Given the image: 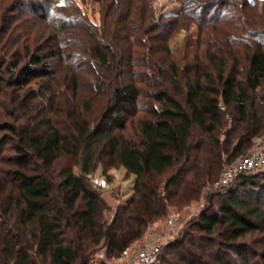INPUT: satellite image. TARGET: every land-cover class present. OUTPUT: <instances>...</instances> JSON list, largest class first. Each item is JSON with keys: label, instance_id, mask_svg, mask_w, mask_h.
<instances>
[{"label": "trees", "instance_id": "16d2710c", "mask_svg": "<svg viewBox=\"0 0 264 264\" xmlns=\"http://www.w3.org/2000/svg\"><path fill=\"white\" fill-rule=\"evenodd\" d=\"M234 1L180 0L173 24H179L183 15L184 19L191 16L199 25L205 24L211 8L218 6L222 14L211 21L218 39L216 23L231 21V12L223 8L240 5ZM128 2V13L134 20L125 21V30L133 26L147 33L143 23L154 19L153 12L145 5H135L137 0ZM31 3L37 12L46 9L41 1ZM240 3L245 5L247 1ZM235 23L229 22V29L243 30V36L231 32V39L224 40L225 51L221 45L217 51L207 49V63L196 56L194 68L183 73L184 83L178 79L175 63L173 71L167 73L162 61L148 60L159 77H169L171 84L150 92L158 105L151 108V118L138 119L133 136L123 131L141 95L135 77L114 83L94 125L76 119L72 131L64 133L54 125L42 132H20L17 125L5 124L20 140L14 159L16 197L6 206V213H1L8 226L9 211L16 209V216L0 244V264H89L97 245L105 246L109 255H121L144 236L150 223L168 213L176 199H197L227 162L251 149L254 138L264 133V20L248 23L247 29L243 23ZM68 24L67 20L60 22L64 29ZM251 24H258L263 31L254 30ZM163 47L168 50L167 44ZM242 47L247 68L244 78H238ZM148 49L151 56L157 53L151 45ZM94 52L106 66L116 57L100 45ZM221 53L223 56H219ZM59 54L57 42L46 54H33L20 69L21 79L28 82L52 75L55 67L51 59ZM127 60L131 68L139 63L132 60L131 52ZM2 90L0 83V94ZM64 154L75 158L81 172L66 170L54 194L50 179L30 172L31 163L40 159L50 168ZM100 163L122 165L136 177L133 193L118 203L111 220L105 215L107 201L89 182ZM218 195L217 201L210 200L195 218L198 234L174 238L169 244V248L184 247L178 258L181 264H236L238 260L249 264L253 242L244 237L264 231V170L240 174Z\"/></svg>", "mask_w": 264, "mask_h": 264}, {"label": "rangeland", "instance_id": "374dc122", "mask_svg": "<svg viewBox=\"0 0 264 264\" xmlns=\"http://www.w3.org/2000/svg\"><path fill=\"white\" fill-rule=\"evenodd\" d=\"M34 1H41L46 9L35 11L31 3ZM240 1H234L240 4L236 7L223 8L224 12H231L229 22L243 23L247 29L248 23L264 20V0H244L247 1L245 5H241ZM135 5H145L144 8L153 12L154 19L143 23L147 33L133 26L125 30V21L134 20L133 14L130 16L128 13V0H0V83L3 89L0 94V244L8 234L6 227H12L16 216V209L9 211V226L3 223L5 216L2 214L6 213V206L16 197L17 165L14 159L20 140L18 135L5 128L6 123L17 125L20 132L32 129L42 132L54 125L62 132L70 133L76 119L94 125L110 98L114 83L118 79L128 81L135 77L141 95L137 109L129 115L128 127L123 131L128 137L133 136L138 119L151 118V108L158 105L150 92L161 85L171 84L169 77H159L156 67L148 62L150 58L162 61L167 73L173 71L172 64L175 63L178 79L184 83L183 73L194 68L196 56L207 63V49L217 51L221 45L225 51L224 40L231 39L234 34L243 36V30H230L231 24L220 20L216 23L219 37L215 39L211 21L213 16L221 13L218 6H213L207 14V22L199 25L193 17L186 16L184 19V15L179 24H173L177 20L174 16L181 7L180 0H137ZM63 20L69 23L65 29L60 25ZM183 23L184 28L181 27ZM251 25L254 30L263 31L258 24ZM125 36L128 42L124 40ZM135 40H139L140 44L134 43ZM55 42L60 47V54L51 59L55 72L50 76L30 78L28 82L24 81L25 78L21 79L20 69L31 56L46 54ZM166 44L168 50L163 47ZM96 45H100L103 51L115 53L113 59L109 55V66L102 65L95 57ZM149 45L157 51L154 56L148 51ZM243 51L244 48H240L243 64L237 67L240 71L238 78H244L247 68ZM130 52L132 60L139 62L132 68L127 60ZM219 56H223L222 53ZM75 162L73 156L64 154L48 168L42 160L35 159L30 172L41 173L50 179L55 194L66 170L81 172L80 165ZM135 178L122 165L104 166L103 163L89 176V182L99 189L109 205L105 211L106 219L111 220L118 203L125 202L133 193ZM220 190L214 183L208 182L197 199L189 202L176 199L168 213L150 223L144 236L129 247H138L149 235L158 233L163 235V244L156 264H181L178 258L180 253L185 252L184 247L169 248V244L174 238L198 234L193 222L210 200L217 201ZM244 239L253 242L249 264H264V254H260L264 250V231L248 234ZM121 260V255H109L105 246L97 245L90 255L89 264H114ZM236 262L243 264L241 260Z\"/></svg>", "mask_w": 264, "mask_h": 264}, {"label": "built area", "instance_id": "2783aa9c", "mask_svg": "<svg viewBox=\"0 0 264 264\" xmlns=\"http://www.w3.org/2000/svg\"><path fill=\"white\" fill-rule=\"evenodd\" d=\"M260 170H264V135L254 138L247 153L236 156L223 166L214 186L223 189L240 174ZM153 231L156 232L155 227ZM162 244L163 235L151 234L142 245L125 248L121 253L122 260L114 264H154L159 259Z\"/></svg>", "mask_w": 264, "mask_h": 264}]
</instances>
